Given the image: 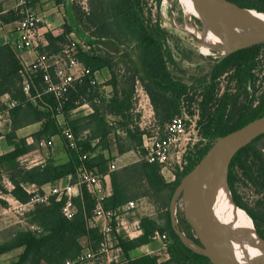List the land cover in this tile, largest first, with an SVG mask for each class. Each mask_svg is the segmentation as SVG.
Listing matches in <instances>:
<instances>
[{"label":"trees","instance_id":"trees-1","mask_svg":"<svg viewBox=\"0 0 264 264\" xmlns=\"http://www.w3.org/2000/svg\"><path fill=\"white\" fill-rule=\"evenodd\" d=\"M38 1L25 0L24 6L5 15H1L0 8L1 26L24 19L23 12L35 7ZM53 1L60 6L65 5L67 0ZM162 1L157 0L155 13L146 0H88L87 11L73 1L77 31L89 38L86 50L78 49V59L91 73L82 81L73 83L60 100L53 93L45 92L46 84L41 71H25L12 44L0 47V105L5 95L19 103L9 110L12 124L5 138L13 150L0 156V168H9L14 184L12 195L27 204L31 195L25 186L36 185L43 191L44 187L54 186L85 164L100 175L108 176L111 194L102 202L105 211H115L129 202L144 198L155 206L158 213L157 218H142L143 235L138 239L117 235L116 248H121L128 258L120 264H211L205 256L183 243L173 229L170 212L172 197L181 180L198 165L211 147L198 150L193 156L187 155L188 164L184 171L171 172L174 179L167 181L163 167L145 159L111 172L110 164L116 158L112 154V143L118 155L135 151L140 157L145 156V151L140 152L143 132L128 128L134 118L132 110L138 83L149 95L159 125L165 128L177 116L189 117L192 121L195 119L196 124L191 126L196 129L201 141H215L264 116V82L261 80L264 43L230 54L216 63L207 82L200 84L199 88L189 86L170 70V64L175 61L167 49L166 34L161 27L159 11ZM229 1L264 14V6H248L241 0ZM254 1L264 5V0ZM71 33V29L66 27L65 35L56 38L48 35L50 47H40V52L49 56L59 53L64 48L61 44L69 43ZM105 68L110 71L111 80L99 85L95 75ZM26 79L32 83L31 95H41L35 103L30 102L24 92ZM105 86L112 87L109 98L103 90ZM85 103L90 105L93 114L72 119L73 112ZM60 117L64 118V123L60 122ZM109 117L121 118L116 127L124 130L126 136L117 133ZM35 124H41L38 132L27 138L18 136L19 130ZM65 127H69L75 135V149L69 147L63 136ZM85 131L88 134H84ZM113 135L114 138L110 139ZM1 137L3 134L0 131ZM54 137L62 139L69 155L67 163L58 164L51 158L30 169L18 166V159L35 149L34 143H49ZM29 138L33 142L29 143ZM83 156L87 157L85 161H82ZM239 174L254 185L261 196L252 207L241 200L235 189ZM228 186L234 203L250 216L256 232L264 239V135L239 149L232 157ZM0 191L7 193L2 182ZM74 204L76 215L73 220L64 216L63 200L52 198L49 204H35L24 215V225L18 224L11 239L0 243V254L23 248L17 261L10 264H65L67 260H77L86 247L81 244V239L87 238V247H90L101 242L102 236L98 227L91 226L97 206L96 196L83 188L74 199ZM0 206L8 208L9 204L0 198ZM29 226L38 230L33 231ZM180 229L201 245L189 225L188 231L181 225ZM157 231L170 235V259L164 263H160L157 256L150 255L131 259L129 253L151 243Z\"/></svg>","mask_w":264,"mask_h":264},{"label":"built area","instance_id":"built-area-1","mask_svg":"<svg viewBox=\"0 0 264 264\" xmlns=\"http://www.w3.org/2000/svg\"><path fill=\"white\" fill-rule=\"evenodd\" d=\"M20 6L26 4L25 0H18ZM86 8L87 3L85 2ZM24 13V19L17 22L15 32L17 40L12 47L17 54L29 50L33 53L35 59L29 66H24L25 71L35 73L41 71L43 73L44 82L46 84V93H53L58 100L62 99L67 89L75 82H80L91 72L85 68L78 59L77 43L70 37L69 43L64 46L63 50L54 56L42 54L39 50L38 43L39 24L43 21V15L36 12L32 8H28ZM1 26V23H0ZM32 83L26 79L24 82V92L28 96L29 101L35 103L40 98V94L31 95ZM135 104L132 110L134 116L132 122L128 126L131 131L140 130L143 132V149L146 152L144 157L150 163H157L163 167V171H170L171 158L175 152H180V149L185 146L184 142L187 140L186 136L190 135L197 137V132L194 127L189 131L187 118L184 116L175 117L163 130V135L157 134L148 136L146 130L154 124L155 112L151 103L150 97L143 87L138 83L136 87V96L134 98ZM18 102L8 97L5 104V111L0 112V127L2 116L7 114L9 110L18 106ZM10 118V116H9ZM11 121V119H10ZM11 125V122H10ZM113 125V123H111ZM115 125V124H114ZM117 133L121 136H126L127 133L122 129H117ZM63 136L70 148L75 149L77 146L74 133L69 127L63 130ZM32 141V139H31ZM42 146H53L52 141L49 143L40 142ZM27 156L19 158L21 161ZM87 159L83 156L82 161ZM27 169L39 165L38 162L32 161ZM34 165V166H33ZM31 166V167H30ZM117 170L116 164H110V171ZM108 180V176H102L97 170L88 168L82 164L76 169L75 173L70 174L64 178L60 184L44 189L41 191L36 185L26 187V191L31 195V200L27 204H23L18 200L11 203L9 206V213H13L15 217L20 216L18 223H25L24 215L35 204H49L52 198L57 201H64L62 212L68 220H73L76 215V207L74 199L80 194L83 188L89 189L97 198V206L94 210V218L102 219L103 226L100 230L102 240L98 244L90 247H85L77 260H67L65 264H119L111 258L112 251L116 248V238L118 235L119 219L123 214H126L137 208L136 202H129L127 205L115 211H105L102 202L106 198L102 194V187ZM174 213L178 220L177 205L174 207ZM21 216L23 218H21ZM179 221V220H178ZM31 230L37 231V227L29 226ZM154 240H159L164 243L161 254L157 257L159 262H165L170 259L168 246L171 243L168 233L156 232L153 236Z\"/></svg>","mask_w":264,"mask_h":264},{"label":"crops","instance_id":"crops-1","mask_svg":"<svg viewBox=\"0 0 264 264\" xmlns=\"http://www.w3.org/2000/svg\"><path fill=\"white\" fill-rule=\"evenodd\" d=\"M72 3L73 0H67L65 5H56L53 0H39L37 5L35 7H30L34 9L36 12L43 15V21L39 24V32H38V43L40 44V47L42 48H48L50 47V43L48 40V35L53 36L54 38L65 35L66 34V27H69L72 31L69 37L77 36L80 40L86 39V34L83 32L78 33V26L77 22L75 20L74 12L72 9ZM0 8L2 9L1 15H5L8 12L11 11H17L19 8H21L18 0H0ZM0 15V16H1ZM16 23L12 24H5L0 27V47L8 45V44H14L17 40V34L15 32L16 29ZM59 44V43H58ZM57 44V45H58ZM64 44H61V47ZM84 48L86 50V44L84 43ZM61 52V51H60ZM59 52V53H60ZM59 53L52 54L58 55ZM19 57L23 63L24 66H29L33 60L35 59L33 53L29 50L23 51L21 54H19ZM96 81L99 85H105L111 80V73L108 69H102L99 73L95 75ZM105 91V94L109 98L112 94V87L111 86H105L103 88ZM9 95H5L1 99L2 105H5ZM93 110L90 107L88 103L83 104L81 107H79L77 110L73 112L72 119H76L78 117H88L93 114ZM3 120L1 121V127L0 131L3 134L4 137L0 138V156L7 154L8 152L13 150V147L6 141L1 142L2 138H5V132L6 129L9 132V124H10V118L7 114H4L2 116ZM110 119H115L117 123H120L121 118L120 117H109ZM61 123H64V118H59ZM11 128V125H10ZM41 128V124H35L28 127H25L17 132L18 136L20 138H27L33 135L34 133L38 132ZM84 134H88V131H85ZM28 135V136H27ZM114 138V135L110 137V139ZM29 143L33 142L31 141V138L28 139ZM53 144V154L51 152L48 153V155L51 156L58 164H64L69 161V155L65 150L63 141L60 137H54L52 139ZM34 150L24 156H29L33 154ZM112 154L114 157H116V161H120V165L117 166V169L123 168L125 166L137 163L141 160L140 155L135 151H129L123 155L117 154L116 146L112 143ZM46 153L43 152L40 153L39 158L42 159L38 162V164L44 163ZM23 156V157H24ZM115 162V161H114ZM34 166V165H33ZM31 167V166H30ZM163 174L165 172L163 171ZM167 181L170 176H166ZM63 180V179H62ZM61 180V181H62ZM59 181L58 185L61 183ZM3 185L5 189H7V193L4 194L0 191V198L4 199L9 206L11 203H14L15 200H17L13 195L12 191L14 190V184L11 181H8L7 184H5V181L3 180ZM8 184L11 185V188H8ZM54 185V186H55ZM31 187V185L25 186V188ZM52 185H48L44 187V189L48 190ZM102 194L104 196H109L111 194V186L110 182L107 180L106 183L102 187ZM137 204V208L123 214L119 219V225H118V235L119 236H125L128 237L131 240L138 239L143 235V230L141 228V220L144 217H150V218H157L158 213L156 212L155 206H153L147 199H140L134 201ZM11 217V213H9V207L3 208L0 206V243L5 242L13 236L14 232L17 229V225L20 224L17 221H13ZM24 225V223H21ZM92 226L98 227L100 230L103 226V220L102 219H95L92 223ZM166 233V232H165ZM88 239L83 238L81 239V244L85 247L88 245ZM164 246V243L159 240H154L152 238V242L144 245L135 251H132L129 253V257L131 259H137L144 255H150V256H158L161 254V250ZM24 249L20 248L14 251H11L9 253L0 254V264H10L14 261H17L18 257L23 253ZM111 258L116 263H123L128 258L124 251L121 248H115L111 253ZM167 262V261H165ZM164 263V262H160Z\"/></svg>","mask_w":264,"mask_h":264},{"label":"rangeland","instance_id":"rangeland-1","mask_svg":"<svg viewBox=\"0 0 264 264\" xmlns=\"http://www.w3.org/2000/svg\"><path fill=\"white\" fill-rule=\"evenodd\" d=\"M73 1L83 11H87L89 9L88 0H73ZM146 1L148 3V7L153 8L155 13L157 8L156 7L157 0H146ZM241 1L243 2V4L248 6H260V7L264 6L263 4L258 3L254 0H241ZM85 2L87 3V8ZM249 10H254V9H249ZM159 17H160L161 27L166 34L167 49L171 52L175 61L174 64H170L171 72L176 78L180 79L182 82L188 84L189 86L194 85L195 87L199 88L201 86L200 84L205 83L209 80L213 67L216 65L217 60L223 56V53L218 52L216 50L213 52V54L215 53L213 56H204L203 54L200 53L198 48V40L193 36H191L190 34L185 33V30L183 28L184 12L178 0H163L161 4V9L159 11ZM72 40H74L77 43L78 48L85 49L84 43L86 41L85 44H87L89 38L86 37V39L80 40L79 37L73 36ZM261 80L263 83L264 72H263V78ZM134 95L136 96V92ZM135 102L136 101H134V104ZM4 111H5V105L4 106L0 105V112H4ZM109 121L113 123V125L115 124L113 127L116 130L119 129L116 127V124L118 123L115 119H110ZM187 121H188V127H190L193 124H196L195 119H193L192 121L188 117ZM163 130L164 128L155 121L154 124L151 125L146 130V133L148 134V136H152L153 134L154 136L157 134L163 135ZM9 131H10V124H9ZM189 131H192V126L190 127ZM4 132L5 134L8 133L6 129L4 130ZM186 137L187 140L184 142L185 146H182L183 149L181 148L179 153L175 152L172 155L170 171L165 172V175L167 177L170 176L168 179L170 181L174 179V177L171 175V172L176 173L177 171L179 172L184 171L186 165L188 164V162L186 161L187 155L190 154L191 156H193L198 150H202L207 146L212 147L216 142V140L201 141V139L198 136L196 137L190 135L189 133L187 134ZM5 139L6 138H2L1 142L5 141ZM34 145H35V149L33 154L25 157L21 161L18 159L17 164L20 168L27 169L29 165H32L31 164L32 161L39 162L40 160H42L39 158V155L40 153L43 154V152L46 153L45 160L52 158L51 156L53 155H48V153L49 152H51V154L54 153V151L52 152L54 146L45 147L42 146L40 143H34ZM140 152L142 153L144 152L143 147L141 148ZM114 163L116 164V166H119L121 164L120 161H116V159ZM10 175L11 172L9 171L8 167L0 168V182L4 180L5 184H7L8 181H10L11 183ZM185 177L181 180L180 185L182 184ZM8 188H11V185L8 184ZM235 189L241 200L249 207H252L261 198V196L258 195L254 185L249 183V181L246 178H244L241 174H239V176L235 181ZM5 190L7 192V189ZM177 215L179 220V227L181 225L185 229V231L186 230L188 231L187 227L189 225L191 227V232L193 233L194 237L198 239V236L196 237V234L194 232L193 224L190 222L189 218L186 215L185 204L184 201L182 200V195H180L177 199ZM10 218H12L13 221L20 220V216L15 217L13 213H11ZM21 218L23 217L21 216Z\"/></svg>","mask_w":264,"mask_h":264},{"label":"water","instance_id":"water-1","mask_svg":"<svg viewBox=\"0 0 264 264\" xmlns=\"http://www.w3.org/2000/svg\"><path fill=\"white\" fill-rule=\"evenodd\" d=\"M192 2L209 25L218 29L224 37L236 43V47L219 58L217 63L236 51L264 43V23H240L232 20L230 7L235 4L229 0H192ZM262 135H264V116L217 139L204 158L183 180V182L189 180L191 183L192 198L200 223V229H194V232L196 237L198 236L201 245H198L181 231L179 221L174 213L177 199L181 195L182 184L173 196L170 212L174 231L186 246L205 256L211 264H264V260L235 261L224 256L220 250L221 228L218 213L206 191V174L210 166L229 150L234 149V156L239 149ZM256 234L259 237L257 232Z\"/></svg>","mask_w":264,"mask_h":264},{"label":"bare ground","instance_id":"bare-ground-1","mask_svg":"<svg viewBox=\"0 0 264 264\" xmlns=\"http://www.w3.org/2000/svg\"><path fill=\"white\" fill-rule=\"evenodd\" d=\"M184 12L185 33L198 40V48L204 56H213L216 50L227 54L236 43L224 37L220 31L209 25L199 14L192 0H178ZM230 17L240 23H264V14L255 10L230 7ZM199 23V24H198ZM234 149L216 160L206 174V191L218 213L220 222V250L224 256L235 261L264 260V239L257 236L250 216L233 201L228 186V168ZM185 212L195 230L200 223L192 198L191 183L186 180L181 188Z\"/></svg>","mask_w":264,"mask_h":264}]
</instances>
